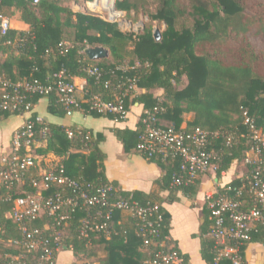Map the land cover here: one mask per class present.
<instances>
[{
    "label": "trees",
    "instance_id": "1",
    "mask_svg": "<svg viewBox=\"0 0 264 264\" xmlns=\"http://www.w3.org/2000/svg\"><path fill=\"white\" fill-rule=\"evenodd\" d=\"M138 1L116 0V9L128 14L132 11L136 13L139 11ZM188 1L186 6L181 0H159L158 10L148 13L152 21L164 22L166 25L160 40H156L151 24L146 25L140 33L124 32L117 22L105 20L89 12H74L60 0H43L38 5L25 0H2L1 11L10 18L19 11L21 20L30 29L22 31L12 28L9 31L8 37L11 39L25 38V46L20 50L4 44L6 37L0 34V73L14 80L45 79L47 75L64 68L69 78L79 76L86 79L87 92L81 96V105L78 108H68L58 101L56 94H50L46 96L49 100L48 111L65 117L75 110H81L87 115L106 116L111 119H116V115L90 109V96L99 93L103 98L111 99L114 87L120 79L136 78L137 87L146 91L135 92L127 97L126 106L129 110L136 104L142 105L144 111L151 110L161 100L165 111L159 115L160 124L174 125L177 129L184 130L196 127L209 132L231 130L236 134L232 146H227L223 137L212 138L210 148H214L220 155L216 161L217 174L220 175L235 161L243 162L246 151L253 143L244 124L245 110L255 120L256 126L264 131V71L260 69L264 57L256 52L247 39L252 26H256L257 33L264 35V13L255 17L248 16L246 0ZM257 5L258 8L263 6L260 3ZM187 13L192 17L193 25L178 28V21ZM69 36H73V40H69ZM233 36H242L245 39L237 52L227 47ZM64 41L70 43L68 52H62L60 43ZM129 43L133 44L131 53L127 48ZM96 46L104 47L110 56L100 60L90 59L84 50ZM129 53L132 55L131 61L125 64ZM83 64L100 66L103 71L102 78L96 80L88 75L82 68ZM123 65L128 67L126 71L118 68ZM108 82L110 84L107 85ZM158 89L163 90L162 95L157 94ZM41 98L44 96H29L27 100L36 105ZM190 113L194 114L193 118L187 119L185 115ZM10 115L15 113L4 112L1 120ZM37 118V114L31 112L30 119L36 122L37 139L42 143L36 148L37 154L46 156L52 152L59 156V163L64 164L66 174L85 185L112 183L118 188L119 194H132L141 204L157 202L159 214L162 216L161 237L169 236L171 215L156 193L123 191L118 182L107 178L106 154L100 147L105 140L103 133L95 134L93 130L84 128L83 132H79L76 126L57 125L46 121L41 123ZM43 125L49 128L46 138L40 135ZM142 126L140 120L136 129L115 127L111 130L123 142L125 150L130 151L137 147ZM67 128L76 131L72 138L68 136ZM154 161L165 170V175L159 180L163 189H169L172 193H196L199 180L191 186L173 188L171 180L175 167L159 160ZM34 167L26 174L24 192L17 193L15 189L11 190L6 186L0 188V264L6 261V255L17 252L16 248L9 245V241L21 237L18 226L7 216L12 208V201L8 197L11 195L15 198L34 189L31 185V170ZM231 182L234 186L241 184L239 178ZM170 197L175 196L172 194ZM83 216L84 212L78 211L66 227L68 241L74 242L76 246L75 257H89L90 250L99 244L103 245L107 253L100 260V264H142L146 253L141 250L142 238L135 230L132 216L127 213L126 218L123 211L117 210L113 218L116 233L110 238L100 235L93 240L90 247L78 236L80 218ZM209 216L206 209L205 220L201 225V253L208 264H217L214 260V240L209 236ZM50 221L43 217L34 225L44 227ZM251 235L249 242H264V227L256 226ZM184 256L187 260V256ZM218 264L233 262L223 258Z\"/></svg>",
    "mask_w": 264,
    "mask_h": 264
},
{
    "label": "built area",
    "instance_id": "2",
    "mask_svg": "<svg viewBox=\"0 0 264 264\" xmlns=\"http://www.w3.org/2000/svg\"><path fill=\"white\" fill-rule=\"evenodd\" d=\"M25 1L38 5L43 0ZM95 1L98 0L85 1L82 8L105 20H118L116 16L111 19L110 14L107 19L101 12L94 10L90 4ZM12 28V19L0 9V34L6 37L4 44L20 50L24 48L26 40L9 38ZM60 45L62 52L69 51V42L64 41ZM82 68L96 80L102 78V68L97 64H83ZM118 68L123 71L128 69L125 65ZM137 88L136 78L120 79L114 87L113 98L105 99L99 93L90 96V109L115 114V120L120 121L129 113L127 97L135 94ZM53 93L66 107L78 108L82 99L80 93L86 94V86L69 78L64 68L47 75L45 79L14 80L0 73V120L4 112H32L35 105L27 100L29 96L46 97ZM163 111L165 107L160 100L153 109L143 112L140 119L143 126L136 149L147 160H159L175 167L172 187L194 185L217 166L220 155L210 148L212 138L223 137L225 144L232 146L236 134L231 130L209 132L200 127L184 130L174 125L160 124L159 115ZM243 118L253 143L243 160L246 170L239 177L241 184L234 186L232 182L226 183L206 197L211 220L209 236L214 240V260L217 264L223 258L230 259L233 264H247L243 248L251 240L252 230L258 225L264 227V131L256 126L247 110L243 112ZM37 120L43 122L41 118ZM35 123L29 117L14 133L9 155L0 158V188L6 186L16 190L36 165V148L42 143L37 139ZM78 131L83 132L79 127ZM48 132V126L43 125L40 135L46 138ZM75 133V130L67 128L70 138ZM23 150L24 153H21ZM59 162L44 174L32 177L33 190L15 198L11 195L8 197L12 201V208L7 216L16 223L21 237L9 241V245L16 248L17 252L6 255V261L1 264H58L59 253L65 250L74 253L76 249L75 243L68 241L66 227L78 211L84 212L80 218L78 236L90 247L100 235L110 238L115 232L113 218L117 210L128 213L135 220V230L142 238L141 250L146 253L142 264H188L184 254L168 242V236L161 237L162 216L157 202L141 204L132 194H119L118 188L112 183L85 185L68 176L64 164ZM43 217L50 219L51 223L44 227L35 226L34 223ZM1 229L0 222V232ZM75 263L80 264L79 261Z\"/></svg>",
    "mask_w": 264,
    "mask_h": 264
},
{
    "label": "crops",
    "instance_id": "3",
    "mask_svg": "<svg viewBox=\"0 0 264 264\" xmlns=\"http://www.w3.org/2000/svg\"><path fill=\"white\" fill-rule=\"evenodd\" d=\"M71 2L73 4L70 7L74 12L81 10L86 12L82 8L85 3L84 0L83 5L76 0ZM95 3L92 2L90 5L97 11ZM17 16L18 18L14 21L11 17L13 28L28 31L30 26L21 20L19 11H17ZM74 79L78 83H85V86L87 84L86 79L83 77L76 76ZM145 91L144 88L138 87L136 89V93ZM157 94L162 95L163 90L158 89ZM83 95V93H80V97ZM48 102V98H41L34 106L32 113L35 112L38 118L46 122L91 129L95 134L103 133L105 140L102 141L100 147L106 154L105 174L107 178L110 181L118 182L119 188L123 191L139 190L145 193H156L163 200L165 209L171 215L168 242L187 256L188 264H208L201 253V225L205 220V210L209 211L206 197L226 183L241 177L246 170L244 164L241 161H235L228 170L222 171L220 175L217 174V166L211 169L200 178L197 191L193 195L185 194L183 191L172 193L169 189H163L159 184V180L165 175V170L154 160H147L136 149L126 151L123 142L111 130L115 127L136 129L144 111L142 105L132 106L126 119L117 121L106 116L94 117L87 115L81 110H75L65 117L56 116L48 111ZM193 115V113H190L186 114L185 117L192 119ZM30 116L31 112L10 115L0 120V158L10 153L14 133L25 124ZM44 158L45 156L37 154L39 161ZM60 159L58 156L57 161L59 162ZM38 164L31 170V176L33 177H38L50 170L47 169L46 165L38 166ZM24 185L25 182L22 183L23 189H25ZM172 194L175 197H170ZM124 215L127 218L126 212H124ZM244 256L247 264H264V242L251 241L246 244ZM76 261L74 253L70 250L62 251L58 255V264H73ZM95 264L100 263L95 262Z\"/></svg>",
    "mask_w": 264,
    "mask_h": 264
},
{
    "label": "rangeland",
    "instance_id": "4",
    "mask_svg": "<svg viewBox=\"0 0 264 264\" xmlns=\"http://www.w3.org/2000/svg\"><path fill=\"white\" fill-rule=\"evenodd\" d=\"M71 1L70 0H60L61 3H63L64 5H68V6H72L73 3ZM76 1L80 3L83 2V0H76ZM181 1L183 2L184 5L188 6L189 4L188 0H181ZM114 3L116 4V0ZM257 3H260L263 6H260L258 8ZM245 4H246V14L248 16L255 17V15L260 16L264 13V0H246ZM95 6H96L95 8L97 9V11H101V1L100 0H98L95 3ZM138 7H139V11L136 13L135 11H132L131 14H128L125 11H119L121 12L120 14H123V15L116 22L119 24V27L121 30H123L124 32L140 33L144 30L145 26L148 24H151L153 26L154 31L159 29L162 32L165 29L166 25L164 24V22L152 21L148 15L149 12H156L158 10V8L160 7L159 0H139ZM187 8L190 10V7H187ZM17 18L18 16L16 13L12 17V19L14 21ZM106 18L108 19V16H106ZM192 25H193V19L188 13L182 16L180 21H178V28H182L185 26L190 27ZM251 28L252 30H250L247 34V39L253 44L256 52L264 57V35L257 33L256 26L255 27L252 26ZM69 40H73V36H69ZM244 40L242 36L240 37L233 36V38H231V40L228 42L227 47H229L233 52H237L242 46L241 44ZM127 48L129 52L131 53L133 44L129 43ZM130 53L127 55L125 64H129L131 61L130 59L132 55H130ZM260 65H261L260 69L264 71V62L260 63ZM8 155L9 153H7V155H4V156H8ZM57 157L58 156H56L54 153L50 152L49 154L45 156L44 159H42L41 161L37 159L36 162L37 164L39 163L38 166L46 165L47 169H51L58 162ZM16 192L17 193L24 192L23 186L21 184L18 185ZM106 254L107 253L103 245L98 244L96 245V247L90 250L89 257L77 256L76 260L79 261L80 264H89V262L100 263V260L103 259L106 256Z\"/></svg>",
    "mask_w": 264,
    "mask_h": 264
},
{
    "label": "water",
    "instance_id": "5",
    "mask_svg": "<svg viewBox=\"0 0 264 264\" xmlns=\"http://www.w3.org/2000/svg\"><path fill=\"white\" fill-rule=\"evenodd\" d=\"M110 18L115 19V15L113 13H110ZM156 40H160L161 38V31L159 29L154 31ZM86 54L88 57L92 60H99L102 58H106L109 56V51L106 50L102 46H96V47H89L86 49Z\"/></svg>",
    "mask_w": 264,
    "mask_h": 264
},
{
    "label": "bare ground",
    "instance_id": "6",
    "mask_svg": "<svg viewBox=\"0 0 264 264\" xmlns=\"http://www.w3.org/2000/svg\"><path fill=\"white\" fill-rule=\"evenodd\" d=\"M101 1V5H103L105 10H102L101 8V12L103 15H106L109 17L110 13H113L118 19L123 15L120 14L119 11H117L116 7H115V0H100ZM91 6V5H90ZM102 7V6H101ZM108 13V15H107Z\"/></svg>",
    "mask_w": 264,
    "mask_h": 264
}]
</instances>
